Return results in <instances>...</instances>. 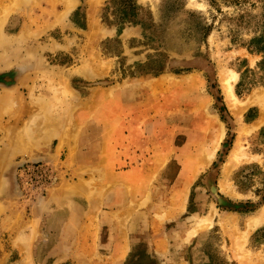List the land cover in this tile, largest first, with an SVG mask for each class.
<instances>
[{"label":"rangeland","instance_id":"obj_1","mask_svg":"<svg viewBox=\"0 0 264 264\" xmlns=\"http://www.w3.org/2000/svg\"><path fill=\"white\" fill-rule=\"evenodd\" d=\"M121 226L122 264H264V0H0V264Z\"/></svg>","mask_w":264,"mask_h":264},{"label":"crops","instance_id":"obj_2","mask_svg":"<svg viewBox=\"0 0 264 264\" xmlns=\"http://www.w3.org/2000/svg\"><path fill=\"white\" fill-rule=\"evenodd\" d=\"M235 78H236V75H235ZM231 85H232V92L234 93L233 81H231ZM225 90H226V86H225ZM92 193L93 192H88L87 195L85 196L87 197L86 201L88 203L87 209L91 207L93 209L92 200H91ZM75 195L77 198L78 195L80 196L81 194H79V192L76 189L75 191L68 192L65 189V187H63L62 191L59 194V204L62 206L64 205L70 206V202L74 204ZM153 219L154 218L151 217V219L149 218V220L147 221V224L149 226L153 227L156 224V222H154L155 220ZM137 233L138 231L136 228H132L131 230H129L127 229V227L122 228V226L118 228H113V230H111L109 242L106 243L105 241L104 243L105 245L104 247L111 252V255L109 256V261L111 264H122L123 262L127 261V257L132 250L134 239L135 237L137 238ZM168 238L169 236L167 233H163L158 236L153 234L149 238L150 242L148 245L150 249L153 252H155L157 255H160L161 257H168V255H170L171 246H172ZM107 256L108 255H106V257ZM177 264H185V263L184 261H179Z\"/></svg>","mask_w":264,"mask_h":264},{"label":"bare ground","instance_id":"obj_3","mask_svg":"<svg viewBox=\"0 0 264 264\" xmlns=\"http://www.w3.org/2000/svg\"><path fill=\"white\" fill-rule=\"evenodd\" d=\"M226 86V94L230 95L231 97H234V93L232 92V85L230 83H228V80H227V84L225 85ZM220 132H222V129H220Z\"/></svg>","mask_w":264,"mask_h":264}]
</instances>
